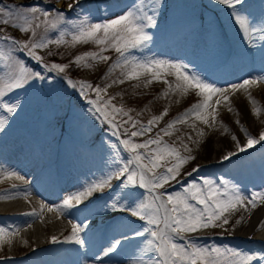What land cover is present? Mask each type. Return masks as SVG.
I'll return each instance as SVG.
<instances>
[{
  "label": "rangeland",
  "instance_id": "rangeland-1",
  "mask_svg": "<svg viewBox=\"0 0 264 264\" xmlns=\"http://www.w3.org/2000/svg\"><path fill=\"white\" fill-rule=\"evenodd\" d=\"M71 2L72 0H0V4L5 5H39L47 10L59 9L64 12L68 20L72 21V23H77L82 18L80 9H71V14H69L68 4ZM116 3L120 4L108 5L105 0H81L80 6L86 12L91 10V16L94 18L93 22H98L105 18L106 10H110L113 13L107 18H115V15L122 14V10H127L134 3V0H118ZM161 4L162 7L158 12V17H161L158 19V24L149 30L152 36L151 42L145 48L130 49L131 55L141 59L153 56L158 59L187 63L190 70L194 67L196 71L205 75L210 82H212V77L226 73L230 74V72L237 73L241 71V74L238 75L241 77L245 69L264 75V41L257 38L253 45H246L241 39V34L237 31L236 26L231 22L229 10L226 6L216 3L215 0H161ZM164 5L168 7L163 10ZM244 8L250 16L256 18L257 22L264 18V0H245ZM99 15L102 16V19H99ZM209 22H211L213 28L211 33L209 31ZM257 26L259 25L257 24ZM0 29L4 30L3 35H9L20 40H28L31 35L3 24H0ZM37 31L38 34L44 35L43 28ZM56 34L58 32L52 30V32L47 33V36L50 39H55ZM10 47V43L0 40V52L6 53ZM226 48H230V50L233 48L238 54L227 56L224 54V49ZM88 51H99V48L93 42L81 43L75 46L61 45L57 46V48L56 45H50L47 49H38L37 54L41 56L45 54L52 57L51 62L48 61L46 63L55 62L69 65L74 64L73 60L77 54H83ZM131 51L139 52L132 53ZM50 52L52 55H49ZM74 52L77 53L75 54ZM104 55L109 56L111 59L106 62L90 61L92 67H85L77 78L88 81L93 75L101 71L105 63L113 64L118 56L115 50L111 48L105 51ZM14 57L24 61L30 68L42 71L41 66L24 52L17 49ZM235 59L238 63L234 64L233 68L231 61ZM254 59L256 60L255 62L253 61ZM52 73L55 74V72ZM50 76L53 78L51 82L49 80H37L35 86L31 88L26 87L7 94L5 102H16L18 100L23 107L19 108L17 113L13 114V117H10V124L6 126V130L0 132V175H5L11 171L14 172L17 169L16 174L20 170V173L27 176L26 173L32 168H37L41 165L45 166L49 162L51 171L56 166V172L50 174L47 169H43L42 172L45 173V177L39 186V190L45 189L48 191V189L56 185L55 195H58L59 193H70L80 188V186L87 185L88 182L100 179L114 171V150L112 145L117 144L119 146V144L108 139L106 134L100 130L101 123L96 118V115L89 111L90 105L79 104V102H85V98L81 97L78 91H74L67 85L69 77H64L61 74L59 76L51 74ZM101 77L106 78L101 85L102 89L106 85H110V87H107L106 92L101 93V96L110 95L112 103L115 102L117 106H123L126 110L132 109L130 115L142 123L146 124L152 116L160 115L167 109L166 114L156 123L152 132L145 133L142 137L134 138L135 142H143L150 137L154 138L156 133L164 128L169 121L184 113L191 105L200 102L202 99L194 89H189L186 93L171 90L169 84L174 88L176 78L166 72L161 73L160 80H152V83L147 86H145L144 82L151 79L150 74H145L139 80H124V83H112L113 80L124 79L121 69L116 68L112 72H108L107 69ZM251 78H254V76L241 77L240 79L242 81V79ZM165 81H168V83H165ZM52 85L55 86L53 87ZM115 90H118V93L111 95ZM236 91V95L227 104L216 106L217 122L211 127L190 115L187 123L176 124L170 130L171 135L160 133L163 140L177 147L181 154H191L195 157V159L182 166L181 175L177 178L181 183L171 182V186H166L167 191L179 190L190 179L199 180L200 177H208L219 181L225 179L227 172L238 175L237 171L242 166L247 168L248 163L252 161L256 163L259 160L258 155H264V144L261 143L257 149H252L251 152H249L250 150L248 153L246 151L245 153L237 152L236 156L229 161L221 160V157L227 152L236 151V144L231 139L232 135L237 137L241 145L246 143V137L241 131V125L251 135L259 136V132L264 130V80L258 81L246 89ZM165 92H167V95H164ZM249 96L251 99H249ZM253 100L256 102L255 105ZM253 107H258L261 110L258 115L253 114ZM230 108L231 111L229 110ZM0 114H3L2 110H0ZM122 119H127V117H122ZM237 120H239V124H237ZM225 126L228 129L227 132L224 131ZM130 130L132 129L130 128ZM201 130L203 135H198ZM26 132H30L31 135L25 136ZM96 133H98L97 136H95ZM34 145H37V148ZM184 145L191 149L190 153L184 151ZM22 146H25V150H23ZM119 148L121 157L127 158L122 148L120 146ZM239 164H242V166ZM197 165L200 167L196 172L192 173L191 177L184 175L191 172ZM23 175L20 177H23ZM114 181L115 179L112 181L113 184ZM7 183L11 185L15 184V181H0V195L16 194L22 191V188L18 191L15 188H8ZM118 183H122V180L115 185ZM109 191L110 189H104L103 193L106 194ZM122 192L123 190H121V194ZM142 192L143 190L137 189L138 194H142ZM97 196L101 197L97 200L94 208L91 206L90 201L96 199ZM53 199L56 205L63 201V198L58 200L55 196ZM24 200L27 202V199ZM106 202H108L106 195L97 191L94 197L86 200L79 210H69L71 212L70 215L67 213L58 215L55 211H47V208L41 211L38 206L37 211L39 214L36 216L41 217L44 213L50 214L54 218V222L46 223L40 221L42 223H37L38 225L34 227V229H38L37 237H34V233L27 234L28 232L24 231V229H22V235L19 237H16L19 233L14 235V237H5V240L0 242V264H12L7 262L10 258L20 259V255L24 256L25 254L27 258L25 257L26 259L22 260V264H30L31 262V264H45L43 261L47 257L64 261L67 259L64 257L67 254L64 253V249H67V244H69V242H64V237L66 236L60 240V243L50 246V249L53 250L47 254L40 251H24V249H33L37 244L45 241L41 234H49L50 228L54 227L57 229L55 232H58L63 229L62 227L71 226L70 221L80 224L83 217L92 211V215L90 214L89 216H95L98 220L94 223H99L107 217L112 218V220L107 224L106 230L96 228L95 240L91 243L89 249H92L97 244L99 245L102 235L108 234L112 237L118 233L122 226H135L136 229L142 230L141 225L143 222L129 223V219H136L130 217V213L127 211L117 212L114 215L110 211L104 213L103 205ZM121 202L124 203V201ZM261 208L255 213L253 218L264 211V205ZM239 210H243V208ZM99 212L102 213L101 216L98 214ZM36 216L31 220L37 218ZM233 216L234 213L229 215L228 219L231 220ZM0 220V226H2L4 219L0 218ZM24 220L25 218L21 217L20 220L16 221L17 223H11L12 228L15 229V225H21ZM234 222L235 220H232L228 224L229 226L225 225L223 228L212 227L193 235L197 237L205 234V236L197 237V242L201 245L215 244L243 250L248 254L256 255L259 261L260 257L264 256V241L259 237L258 233H263L264 226L251 233H242L234 230L232 225ZM39 230L41 231L40 235ZM43 231L45 232L43 233ZM50 238L48 236L46 239L50 240ZM9 240L11 241L10 243ZM88 250L80 251L79 253L73 252L69 257L79 260L78 257ZM70 253L71 251L68 250V254ZM29 254H31V257ZM260 264H264V261H260Z\"/></svg>",
  "mask_w": 264,
  "mask_h": 264
},
{
  "label": "snow or ice",
  "instance_id": "snow-or-ice-1",
  "mask_svg": "<svg viewBox=\"0 0 264 264\" xmlns=\"http://www.w3.org/2000/svg\"><path fill=\"white\" fill-rule=\"evenodd\" d=\"M215 2L227 7L230 20L246 45H253L257 38L264 41V18L257 22L255 17L250 16L244 8L245 0H215ZM79 6L80 0H72L68 4L69 9L79 8ZM161 7V0H134L127 10H122V14L115 15V18H107L113 13L106 10L105 18L98 22H93L91 10L86 12L85 9L80 8L82 18L77 23H72L59 9L47 10L39 5L0 4V24L31 34L28 40H20L3 35L4 30L0 29V40L11 44L6 53L0 52V110L3 113L0 114V132L6 130V126L10 124V117L23 107L18 100L5 102L7 94L18 89L31 88L35 86L37 80L51 82L53 78L49 75L50 73H65L69 67L68 64L62 63H45L44 58L37 54L38 49H47L50 45L75 46L93 42L98 46L99 51L78 54L73 60L77 66L89 68L92 67L89 60L109 61L111 58L104 55V52L110 48L114 49L118 56L109 66L108 72L119 68L124 79L113 80L112 83L139 80L145 74H150L151 79L144 82L147 86L152 83V80H160L162 72L174 75L176 83L174 88L169 84L171 90L186 93L189 89H194L202 99L169 121L154 138L150 137L143 142H135L134 138L151 133L156 123L166 114L167 109L160 115L152 116L145 124L130 115L132 109L126 110L123 106L113 104L111 97L107 101L103 100L101 93L106 92L110 85L102 89L98 85L93 87L91 82L84 79L68 78L67 85L74 91H78V94L87 99L92 106L89 111L98 113L111 126L114 136L126 137L119 139V145L123 146L127 158L121 157L119 146L113 144L114 171L68 193L62 203L52 206L41 204L40 209L43 211L47 208L48 211H56L58 215L66 213L70 215L69 210H79L86 200H90L97 191H100L106 195L108 201L103 205V211H110L113 215L127 211L130 217L137 218V220L129 219L130 224L143 222L142 230L134 229L133 234L135 237H144L148 234L141 255L144 252H150L154 254V258L137 259L133 264H254V262L260 264V261H264V256H261L258 261L256 255L248 254L243 250L215 244L201 245L193 234L212 227L223 228L229 224V215L240 208L255 209L258 204H264V190L246 194L228 180L217 181L200 177L199 180L190 179L179 190L167 191L166 186H171V182L181 183L177 178L181 175L182 166L195 157L191 154H181L177 147L166 143L160 133L171 135L170 130L176 124L187 123L190 115L211 127L217 122L216 106L221 104V100L229 101L227 94L229 90L234 92L245 89L250 84L264 80V75L244 79L242 83L231 84L229 88H220L194 67L190 70L187 63L158 59L153 56L141 59L131 55L130 49H142L151 42L152 36L149 30L157 26L158 12ZM41 28L44 35L38 34L37 30ZM52 30L58 32L55 39L47 36V33ZM209 31L210 33L213 31L211 22H209ZM17 49L34 59L41 66L42 71H36L28 67L24 61L15 58L14 53ZM49 55L52 53L50 52ZM89 92H94L96 99H91L88 96ZM164 95H167V92ZM217 95L220 98L215 100V104L210 103ZM249 99H251L250 96ZM255 103L253 100L254 105ZM229 110L231 111V108ZM260 111L258 107L252 108L254 115H258ZM121 117H127V119H120ZM236 122L239 124V120ZM121 128L123 132L120 131ZM224 131H228L226 126ZM241 131L246 137V143L241 145L237 137L232 135L231 139L236 144V151L227 152L221 157L222 161H229L236 156L237 152H245L254 145L264 142V130L259 132L258 138L251 135L242 125ZM198 135H203L202 130ZM184 151L190 153L191 149L184 145ZM199 167L197 165L191 172L184 175L191 177ZM6 174L15 175L13 172ZM114 179L117 182L122 180V183L114 185L112 183ZM13 187L16 186L13 185ZM104 189H110V191L104 194ZM137 189L143 190L142 194H138ZM121 190H123L122 194ZM38 214L36 209L25 213L30 216ZM242 219L243 217L238 219L236 224H240ZM70 223L71 234L64 237V242L84 245L85 240L81 236L84 228L74 221ZM17 231L10 230L8 226H0V242ZM119 235L123 237V233ZM50 240L52 243L61 242L56 236H52ZM122 243V239H115L103 255L108 256L113 253Z\"/></svg>",
  "mask_w": 264,
  "mask_h": 264
},
{
  "label": "bare ground",
  "instance_id": "bare-ground-1",
  "mask_svg": "<svg viewBox=\"0 0 264 264\" xmlns=\"http://www.w3.org/2000/svg\"><path fill=\"white\" fill-rule=\"evenodd\" d=\"M239 74H241V71L237 72V73L230 72V74L226 73V74H222L221 76L218 75L217 77L214 76V77H212V82L216 86H218L220 88H229V86L231 84L242 83L243 79L241 81V79H240L241 77L242 78L243 77L245 78L247 76L257 77V76L263 75L262 73L258 74L256 71H252L250 69H245L243 71L241 77L238 76ZM251 85L252 84L246 86V88L250 87ZM236 93H237V91L233 92V91L229 90V92L227 93L228 96H229V100L234 95H236ZM217 98H220V97L218 95L214 96L210 103L215 104V100ZM228 102H224L223 100H221V104H227ZM253 136L258 138V136H256V135H253ZM262 143L264 144V142H262ZM258 145L259 144L254 145L252 148H249L248 150H246V153H248L249 150H250L249 152H251V149H257ZM258 156H259V160H258L259 162L258 161L256 163H254V161L250 162L251 163V168H246L245 166H242V164H239L242 167L239 169V171H237L238 175L235 174V173H232V172H227L228 174L225 177V180H228L231 183L237 185L246 194H250L252 191L264 190V175L259 170V168H260L262 170V172L264 173V155H262V156L258 155ZM239 162H241V161H239ZM13 173H15V175H13V176H8L7 174H5V175L2 174L3 176L0 175V181L3 182V181H9V180H11V181H21L22 180L21 179L22 177L18 178L19 176L16 175L17 170L14 171ZM242 175H244V176H242ZM33 180H34V178H33ZM67 194L68 193H66V194H64V195H62L60 197L64 199V198H66ZM38 196L40 198H42L43 201H45L46 203H49V204L52 203L51 206L52 205H56V204L53 203L55 200L53 201V197L52 196H49L47 194H38ZM24 199H27V203H32L34 205L37 204L35 202V200H32L31 198H24ZM23 201L25 202V200H23ZM263 205L264 204H258L257 208H255V209L249 208L248 210L243 209V210L235 211L234 212V216L232 217L231 220H229V223H231L232 220H235V222L232 224L234 230H236L238 232H242V233H251L252 231L257 230L258 228L263 227L264 224H262V222H264V211H262L260 213V215L258 214V215H256V217L253 218L255 213ZM6 209L9 210V207L6 208ZM11 214L12 213H10V212L7 213V215H11ZM33 217L34 216L28 215L25 219H31ZM41 217L42 218L39 219V221L36 222V225L33 224V225L24 226V228H23L24 231H26V232L31 231L30 233H32L34 227L37 226L39 223H42L40 221H43V222H46V223L54 222V218L52 216H50V214H45L44 213L43 215H41ZM241 217H243V219L241 220V223L240 224H236V221L238 219H241ZM252 218H253V220H251ZM71 219H73V218H71ZM257 219H258V221H257ZM25 222L26 221L24 220L22 222V224L19 225V226L25 225ZM51 226H53V225L51 224ZM68 227H70L69 231H71V226L68 225ZM134 229H136L135 226H129L128 225L125 228H123V230H121L120 233H123V236H126L127 234L128 235L130 234V236H131V234H133V230ZM124 232H127V233L124 234ZM259 232H260V230H259ZM83 233L84 232H82L81 235ZM263 233H264V231H263ZM21 235H22V232H21V234H19L16 237H19ZM147 235L148 234H145L144 237H135V236L127 237L124 240V242L122 243V245L120 247V251L117 252L116 254H112L110 256H96V254H94L93 250H90L89 252H86V253L82 254V256L80 257L79 260H74L72 257H69L70 259H68V261H66V263L67 264H88L90 262L92 264H106V263H110V264H133V262L136 261L137 259H145V260L153 259L154 258V254L153 253L144 252L143 255H141V250L144 248V242L147 239ZM58 237H60V236H58ZM120 237H122V236L120 235ZM101 241H102V239H101ZM46 242L52 243L51 240H47V239H46ZM39 246H41V245L37 244L34 248H37ZM131 247H134V250H130ZM72 248L74 250H78L77 246L74 247V245H73ZM7 262H10L12 264L13 263L22 264V260H20L18 258H12V259L10 258Z\"/></svg>",
  "mask_w": 264,
  "mask_h": 264
},
{
  "label": "trees",
  "instance_id": "trees-1",
  "mask_svg": "<svg viewBox=\"0 0 264 264\" xmlns=\"http://www.w3.org/2000/svg\"><path fill=\"white\" fill-rule=\"evenodd\" d=\"M105 1H107V4L108 5H111V4H117L116 3V1L115 0H105ZM100 6H101V4H99ZM99 5H97V7H99ZM117 5H119V3L117 4ZM167 5H164V8H163V10L164 9H167ZM69 14H71V11H69ZM163 16V15H162ZM161 17V16H160ZM160 17H158V19L160 18ZM55 46V45H54ZM56 48H57V46H56ZM75 54L77 53V52H74ZM78 55V54H77ZM43 58H44V62L46 63V62H51V60H52V57H49V56H47V55H43L42 56ZM91 60H89V62H90ZM76 64H69V67L67 68V70L65 71V73H63V74H65V75H68V76H70V77H72V78H75L76 80H79L77 77H78V75L81 73V72H83L84 71V69H85V67H83V66H77ZM110 66V64H107V63H105V65L101 68V71L99 72V73H97L96 75H93L92 77H91V79L89 80V82H91L92 83V85H93V87H95V86H99V87H101V85L103 84V81L106 79V78H104V77H101L106 71H107V69H108V67ZM118 93V90H115V91H113L112 93H111V95H113V94H117ZM122 94V93H121ZM124 94V93H123ZM88 95L92 98V99H96V94L94 93V92H89L88 93ZM110 97V95H108V96H106V97H103V100L104 101H107V99ZM113 104H115L116 105V103L115 102H113ZM120 119H122V117L120 118ZM101 127L103 128V129H105V130H107L106 132H107V134L111 137L112 136V134H111V131H110V129L106 126V125H104L103 123H101ZM120 131L121 132H123V128H121L120 129ZM110 133V134H109ZM121 138L123 139V138H126L125 136H121Z\"/></svg>",
  "mask_w": 264,
  "mask_h": 264
},
{
  "label": "water",
  "instance_id": "water-1",
  "mask_svg": "<svg viewBox=\"0 0 264 264\" xmlns=\"http://www.w3.org/2000/svg\"><path fill=\"white\" fill-rule=\"evenodd\" d=\"M98 114V113H97ZM98 116L105 122V123H107L99 114H98ZM108 124V123H107ZM109 125V124H108ZM110 126V125H109ZM111 127V126H110Z\"/></svg>",
  "mask_w": 264,
  "mask_h": 264
}]
</instances>
